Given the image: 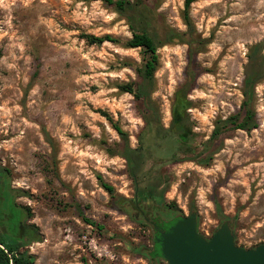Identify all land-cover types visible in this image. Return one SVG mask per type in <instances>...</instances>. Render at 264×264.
Wrapping results in <instances>:
<instances>
[{"label": "rangeland", "instance_id": "rangeland-1", "mask_svg": "<svg viewBox=\"0 0 264 264\" xmlns=\"http://www.w3.org/2000/svg\"><path fill=\"white\" fill-rule=\"evenodd\" d=\"M142 1L151 32L180 37L158 51L151 100L168 129L176 92L192 83L185 124L196 154L177 155L175 135H148L141 186L160 179L165 203L196 213L206 237L228 221L238 246L264 244V80L255 88L259 127L211 139L218 120L240 111L248 55L264 43V0L196 1L192 31L185 0ZM83 35L120 43L90 45ZM131 37L127 19L101 1L0 0V164L39 239L21 249L35 264H151V228L120 209L136 183L115 127L132 148L146 129L144 105L120 88L139 81L143 64L141 50L125 46ZM84 236L116 260L90 254Z\"/></svg>", "mask_w": 264, "mask_h": 264}, {"label": "trees", "instance_id": "trees-1", "mask_svg": "<svg viewBox=\"0 0 264 264\" xmlns=\"http://www.w3.org/2000/svg\"><path fill=\"white\" fill-rule=\"evenodd\" d=\"M101 1L107 6L113 7L119 14L124 16L130 24L132 37L125 43L127 48L140 49L143 54V64L138 71L139 81L121 85L122 91L134 95L136 101L140 105H144L146 110L145 122L146 129L143 136L139 138V146L132 148L129 145L128 135L116 125V130L124 140L123 149L119 155L126 161L128 171L132 179L136 183L138 195L151 197L163 202L166 189L160 193L158 189L161 180L157 179L149 185L141 186L144 179V166L147 162L146 139L148 135H157L158 137H167L175 135L179 144L177 155H183L184 159L192 158L190 154H196L195 147L190 143L189 133L191 130L186 126L187 110L191 106V102L187 99V95L192 89V83H186L178 89L175 94V104L173 107L172 125L165 129L158 115L155 103L151 100V92L154 87L155 74L159 67V49L166 43H172L179 40V35H168L164 40L159 38L158 33L151 32L147 28V20L143 12V1L136 0H96ZM199 0H185V9L183 17L189 31L193 30V24L189 15L191 5ZM83 38L90 45L101 46L106 42L120 43L118 39L112 36L97 37L94 35H83ZM264 80V43H259L252 47L248 55V64L246 67L244 86H243V102L240 111L225 120H218L211 139L218 140L226 131L242 130L251 132L259 127L255 111V88ZM107 116L105 113H102ZM202 164L209 162V159H202ZM9 171L0 164V221L5 214H13L20 221H24L27 217L23 207L17 206L15 197L18 191L11 189L8 177ZM102 186L110 194L114 193V188L102 182ZM172 207L171 205H168ZM28 210V209H26ZM90 225L93 222L85 219ZM0 224V264H35L33 258L21 249L28 243L38 241L36 232L30 231L29 238L18 239L3 233ZM234 233V231H233ZM235 236V233H234ZM236 239V236H235ZM85 262H87L85 260ZM87 264V263H86ZM162 264V263H160ZM165 264V263H164Z\"/></svg>", "mask_w": 264, "mask_h": 264}, {"label": "water", "instance_id": "water-1", "mask_svg": "<svg viewBox=\"0 0 264 264\" xmlns=\"http://www.w3.org/2000/svg\"><path fill=\"white\" fill-rule=\"evenodd\" d=\"M7 232L6 227L2 228ZM167 264H264V244L243 248L236 244L233 228L222 224L212 237L198 229V216L191 213L177 220L157 240Z\"/></svg>", "mask_w": 264, "mask_h": 264}, {"label": "flooded vegetation", "instance_id": "flooded-vegetation-1", "mask_svg": "<svg viewBox=\"0 0 264 264\" xmlns=\"http://www.w3.org/2000/svg\"><path fill=\"white\" fill-rule=\"evenodd\" d=\"M123 213H129L130 219L136 223L143 226H149L151 228L150 238L153 239V245L151 248L145 250V254L150 260L151 264H156L160 257L157 255L156 247L158 246V238L160 236V231L168 232L169 228L179 220L184 215H181L177 210L169 207L165 200L163 202L153 199L151 197H145L138 195V190L136 189L134 199L123 200L120 206ZM170 209L174 215L169 217L166 214V210ZM127 215V214H126ZM228 223V221H223L222 224ZM0 224L2 227H6V235H10L18 239L29 238L28 233L31 231L29 226L25 221H20L13 214H5L2 216ZM231 225V224H230ZM232 226V225H231Z\"/></svg>", "mask_w": 264, "mask_h": 264}, {"label": "built area", "instance_id": "built-area-1", "mask_svg": "<svg viewBox=\"0 0 264 264\" xmlns=\"http://www.w3.org/2000/svg\"><path fill=\"white\" fill-rule=\"evenodd\" d=\"M83 242L87 246L90 254H93L96 258H103L105 256H109V259L112 261L116 260L115 255H107L106 251L99 248L95 239H90L88 236L83 237Z\"/></svg>", "mask_w": 264, "mask_h": 264}]
</instances>
